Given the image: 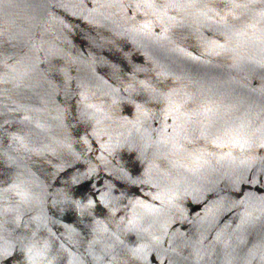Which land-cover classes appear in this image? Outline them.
Listing matches in <instances>:
<instances>
[{"label": "water", "instance_id": "obj_1", "mask_svg": "<svg viewBox=\"0 0 264 264\" xmlns=\"http://www.w3.org/2000/svg\"><path fill=\"white\" fill-rule=\"evenodd\" d=\"M0 264H264V0H0Z\"/></svg>", "mask_w": 264, "mask_h": 264}]
</instances>
